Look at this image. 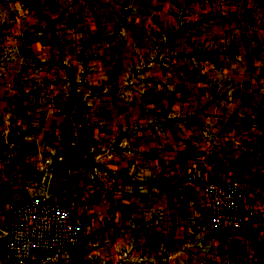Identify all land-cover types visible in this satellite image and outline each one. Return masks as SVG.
Wrapping results in <instances>:
<instances>
[{
	"label": "crops",
	"instance_id": "crops-1",
	"mask_svg": "<svg viewBox=\"0 0 264 264\" xmlns=\"http://www.w3.org/2000/svg\"><path fill=\"white\" fill-rule=\"evenodd\" d=\"M252 1L0 0V264L10 208L83 135L94 167L54 198L87 229L59 264H264V215L219 239L205 203L207 183L234 181L264 210Z\"/></svg>",
	"mask_w": 264,
	"mask_h": 264
},
{
	"label": "built area",
	"instance_id": "built-area-1",
	"mask_svg": "<svg viewBox=\"0 0 264 264\" xmlns=\"http://www.w3.org/2000/svg\"><path fill=\"white\" fill-rule=\"evenodd\" d=\"M239 186L212 181L205 187L207 226L216 238H234L242 229ZM87 229L83 213L47 193L34 194L9 211L4 233L13 264H59L82 243Z\"/></svg>",
	"mask_w": 264,
	"mask_h": 264
},
{
	"label": "water",
	"instance_id": "water-1",
	"mask_svg": "<svg viewBox=\"0 0 264 264\" xmlns=\"http://www.w3.org/2000/svg\"><path fill=\"white\" fill-rule=\"evenodd\" d=\"M93 158L91 156V147L85 135L82 141L72 145L62 154L61 159L54 165L51 179L47 185V193L56 195L68 189V178L70 170L75 166L94 167Z\"/></svg>",
	"mask_w": 264,
	"mask_h": 264
},
{
	"label": "rangeland",
	"instance_id": "rangeland-1",
	"mask_svg": "<svg viewBox=\"0 0 264 264\" xmlns=\"http://www.w3.org/2000/svg\"><path fill=\"white\" fill-rule=\"evenodd\" d=\"M253 3H256L258 4L259 6H262L264 7V0H254L252 1ZM28 3V2H27ZM264 30V29H262ZM253 41H255V43L259 44L257 45L256 48H261L264 50V42L262 43L261 42V39H260V36H259V33H258V30H255L254 31V36L252 38ZM264 54V53H263ZM260 60V66L263 65L264 66V57L263 58H259ZM253 82L254 83H257V84H260V85H264V68H262V70L259 71V75H255V77L253 78ZM262 163H264V161H262ZM261 164V163H260ZM264 166V165H263ZM240 165L237 166V168L240 169ZM241 170H245V167L243 166V168ZM258 173H256L257 175ZM256 183L260 184V186L258 187L260 191L264 190V178H261V177H256ZM237 183V182H236ZM238 186H239V190H240V204H241V211H242V221H243V226H242V229L238 232V235L239 234H242V233H245V234H248V235H252L253 233H255L253 231L254 227H253V220L251 217L248 216V213L249 211H251L250 214H252V217L253 216H256L258 215V213H261L264 215V210L262 211L261 209L259 210L257 208V213L256 214H253L252 212L254 211L255 212V209L254 207L252 208V206H249L248 204V201L246 199V193L245 191H247L245 189V187H243L240 183H237ZM48 185V184H47ZM47 188V187H46ZM57 195V194H56ZM247 201V202H246ZM259 211V212H258ZM248 212V213H247ZM264 221V220H263ZM254 235V234H253ZM252 238V236H250ZM254 237V236H253ZM255 243V241H254ZM256 244V243H255ZM253 245V243H252ZM257 247H264V239H261V240H257Z\"/></svg>",
	"mask_w": 264,
	"mask_h": 264
},
{
	"label": "trees",
	"instance_id": "trees-1",
	"mask_svg": "<svg viewBox=\"0 0 264 264\" xmlns=\"http://www.w3.org/2000/svg\"><path fill=\"white\" fill-rule=\"evenodd\" d=\"M25 4H27V0H22Z\"/></svg>",
	"mask_w": 264,
	"mask_h": 264
}]
</instances>
